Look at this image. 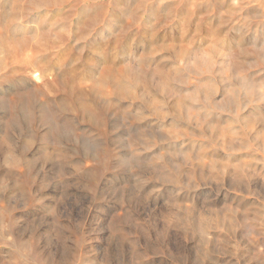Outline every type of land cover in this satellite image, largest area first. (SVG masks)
<instances>
[{"label": "rangeland", "instance_id": "1", "mask_svg": "<svg viewBox=\"0 0 264 264\" xmlns=\"http://www.w3.org/2000/svg\"><path fill=\"white\" fill-rule=\"evenodd\" d=\"M0 264H264V0H0Z\"/></svg>", "mask_w": 264, "mask_h": 264}]
</instances>
